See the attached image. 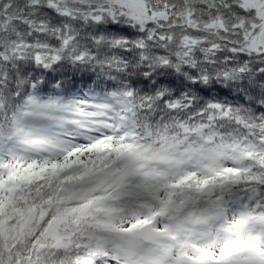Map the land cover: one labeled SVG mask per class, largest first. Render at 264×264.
I'll list each match as a JSON object with an SVG mask.
<instances>
[{"label":"snow or ice","instance_id":"obj_1","mask_svg":"<svg viewBox=\"0 0 264 264\" xmlns=\"http://www.w3.org/2000/svg\"><path fill=\"white\" fill-rule=\"evenodd\" d=\"M0 264H264V0H0Z\"/></svg>","mask_w":264,"mask_h":264}]
</instances>
